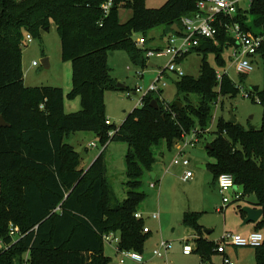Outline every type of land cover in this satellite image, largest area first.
Returning a JSON list of instances; mask_svg holds the SVG:
<instances>
[{
    "label": "trees",
    "instance_id": "1",
    "mask_svg": "<svg viewBox=\"0 0 264 264\" xmlns=\"http://www.w3.org/2000/svg\"><path fill=\"white\" fill-rule=\"evenodd\" d=\"M102 2L0 0V116L9 124L0 127V264H109L103 236L111 231L121 235V249L143 253L151 231L144 232V219L135 213L143 210L147 198L142 189L145 175L155 172L164 151L173 150L185 131L211 127L220 95L238 93L228 75L218 82L217 69L207 60V54L214 53L223 64L222 53L234 45V38L218 26V44L207 41L190 52L204 54L200 73L179 77L175 101L166 100V105L160 93H148L119 127L108 124L105 93L123 88L111 75V53L127 50L134 63L145 65L138 38L144 35L147 42V31L159 25L165 26V36L181 34V18L197 10L198 0H166L158 8L146 6L145 0H114L109 14ZM121 6L133 11L127 22L119 19ZM250 16L257 27H264V0L240 5L235 20L251 31ZM53 25L63 59L72 61L73 87L67 95L81 99L76 112H65L62 87L24 84L25 36H38ZM256 93L252 100L264 107V90ZM154 99L158 109L151 106ZM217 128L208 145L216 159V182L223 172L233 174L236 188H242L241 200L254 196L252 203L264 210V113L259 128H245L238 121H219ZM83 130L95 132L104 145L113 140L127 144L123 199L106 176L105 150L86 172L79 168L80 153L67 139ZM153 181L160 180L155 176ZM241 213L246 217L242 208ZM200 218V212L186 211L182 221L195 234L201 263L209 264L218 245L206 237ZM11 223L20 230L15 237ZM256 228L264 234V213ZM256 248L261 250L257 264H264V242Z\"/></svg>",
    "mask_w": 264,
    "mask_h": 264
},
{
    "label": "rangeland",
    "instance_id": "2",
    "mask_svg": "<svg viewBox=\"0 0 264 264\" xmlns=\"http://www.w3.org/2000/svg\"><path fill=\"white\" fill-rule=\"evenodd\" d=\"M165 1L145 0V4L150 8H158ZM241 6L247 7V1H243ZM132 14L133 11L128 6L119 8L118 16L122 22H127ZM247 24L255 34L264 32V27H257L254 24L252 16L247 20ZM143 36L141 35L139 38ZM32 37L33 40L28 42L25 36L22 49V67L26 86L62 87L65 91V112L80 110L81 99L78 96L72 98L67 95L73 87V65L72 61L64 60L62 57V43L57 27L53 25L49 30L45 29L40 35ZM146 37L147 42L145 44H138L140 52L146 58L145 65L141 66L134 63L127 50H117L108 58L112 77L116 80L117 85H123V88L120 89H108L104 97L107 123L115 127H119L127 115L138 106L139 100L143 96V91L139 87H142L143 90L148 89L150 83L166 68L172 58L171 55L154 54L147 56L149 49L165 47L167 36H165L164 25L148 30ZM231 53V47L224 50L222 53L223 64L219 63L214 53H208L207 60L218 71L227 70L228 75L239 89L237 95H220L214 108V119L211 127L204 130V134L201 135V139L195 147L186 148V155L191 158V164L187 168L173 164L176 154L174 148L170 151L165 150L164 156L154 166L160 180L158 183L156 182V188L150 186L154 180L151 173L145 175L142 189L147 193V198L141 209H145L142 210L144 212V226H148L151 232L142 253L144 262L127 261L125 264H201L199 254L195 249V239L192 237L194 232L191 228L183 225L182 219L186 211L201 213L200 223L204 225L205 230H212L207 235L216 241L217 245L226 231L241 234L239 233L243 220L240 218L241 208L255 201V198L250 195L243 200L235 199L234 190L242 191V188H232L226 194L229 197V205L219 211L223 205V200L213 170L216 159L209 153L208 145L215 138L214 132L218 129V122L229 121L232 112L245 128L261 127L264 107L259 102L252 100L253 97L257 98L256 90L252 88L256 86L259 87L258 90H264V55L262 53L252 55L249 60L254 69L250 73L243 74L238 72L233 65ZM203 56V52L189 53L179 65L186 75L197 77L200 73ZM44 58L49 59V67L43 65L42 59ZM33 61H36L38 65L34 66ZM150 63L155 66L150 65ZM163 75L167 85L163 88L162 95L167 101H175L177 99L176 81L179 77L171 72L163 73ZM128 93L132 95L129 96ZM246 94L250 97L245 96ZM194 98L193 96L192 99ZM67 141L80 153L81 164L79 168L83 169L84 172L105 150L106 176L116 195L123 199L127 181L125 165L127 144L113 140L104 145L98 135L89 130L76 131L71 134ZM92 142H95L97 146H90ZM186 170L193 172L194 177L192 179H183ZM154 212L159 213V218L155 219L149 216ZM248 226H251V223L242 228ZM162 240L171 244L167 260L153 254L154 249ZM116 244V242L104 240V251L109 258V264H121L116 251ZM186 245L191 247L193 251L191 255L184 254ZM259 250L255 246L226 244L223 252H214L211 255L209 264H224L225 256L234 261L235 264H257Z\"/></svg>",
    "mask_w": 264,
    "mask_h": 264
},
{
    "label": "built area",
    "instance_id": "3",
    "mask_svg": "<svg viewBox=\"0 0 264 264\" xmlns=\"http://www.w3.org/2000/svg\"><path fill=\"white\" fill-rule=\"evenodd\" d=\"M243 1H247V6H250L252 0H198L197 10L191 15H184L181 18L182 30L181 34L170 33L167 35L166 45L162 48L149 49L147 56L156 55H171L172 58L166 68L160 72L158 77L150 83L148 89L143 90V96L139 100L138 106L143 104L144 97L151 92L160 93L161 100L166 104V100L163 97L161 91L167 85L166 78L163 73L171 72L178 77L185 75L183 68L181 67L178 59L185 58L192 50L199 48L204 42L212 41L218 44V26L225 28V31L234 38V45L232 46L231 61L236 70L240 73H250L254 66L249 58L254 54H259V50L264 45V35L255 34L252 31H247L243 25L235 20V16L238 11V7ZM114 5V0H103L101 7L105 14H109ZM27 41L31 42L33 37L31 34L26 35ZM144 37L138 39V44H145ZM33 65L37 66L38 63L33 61ZM218 82H222L223 77L228 75L227 70L220 72L216 70ZM229 76V75H228ZM230 77V76H229ZM135 94H137L135 92ZM128 95H132L128 93ZM245 96H249L246 94ZM250 97V96H249ZM254 98V97H253ZM257 99V98H256ZM167 105V104H166ZM43 107V105H42ZM111 132L110 134H112ZM203 130L196 127L189 132H184L182 138L175 145V157L173 164L184 168H187L191 164V158L186 155L187 147H195L200 141ZM92 147H96L97 144L92 142ZM194 177L191 170H186L183 179L189 180ZM217 184L219 192L222 194L223 205L220 209L222 211L229 203V197L226 195L232 188H235L236 181L233 174L223 172L217 177ZM152 188L156 187L155 182H151ZM234 198L240 199L242 193L234 190ZM155 219L159 218V213H152L149 215ZM137 219H144V212L138 211L135 213ZM148 226L144 227V232H150ZM10 234L17 236L20 234L19 227L15 224H10ZM104 240L109 242H116V251L119 256L121 264H125L127 261L134 263L144 262V256L142 253L136 250L121 249L119 243L121 241V235L118 232L111 231L104 234ZM187 240V239H186ZM264 242V234L261 231H252L248 235L234 234L232 232H224L221 241L218 243L217 251L223 252V248L226 244H233L235 246H255L259 247ZM171 244L162 240L158 243L157 248L154 249L153 254L155 256L164 258L167 260L168 251ZM192 249L189 246H185L184 254H191ZM224 264H235L227 256L224 257Z\"/></svg>",
    "mask_w": 264,
    "mask_h": 264
},
{
    "label": "water",
    "instance_id": "4",
    "mask_svg": "<svg viewBox=\"0 0 264 264\" xmlns=\"http://www.w3.org/2000/svg\"><path fill=\"white\" fill-rule=\"evenodd\" d=\"M172 28L174 30H176L177 32L180 31V28H179V26L177 24H174ZM46 30H49V28H46ZM113 54L114 53L112 52L111 55H113ZM42 63H43V65L45 67H49V59L48 58L42 59ZM118 86L119 87H123L122 84H118ZM252 89L257 91L259 89V87L253 86ZM179 105L181 106L180 102H179ZM151 106L158 109L159 108V102L156 99H154L151 102ZM237 121L238 120H237L236 116L232 112L229 122L230 123H237ZM8 125L9 124L5 121V119L2 116H0V127H5V126H8ZM153 177H155V174H153ZM242 210L246 213V217L244 218L243 223H242L243 226L247 225L249 223H257L261 219V217H262V215L264 213V210L262 208H258L253 203L247 204L246 206H244L242 208ZM205 232L207 234H210L211 230H205Z\"/></svg>",
    "mask_w": 264,
    "mask_h": 264
},
{
    "label": "crops",
    "instance_id": "5",
    "mask_svg": "<svg viewBox=\"0 0 264 264\" xmlns=\"http://www.w3.org/2000/svg\"><path fill=\"white\" fill-rule=\"evenodd\" d=\"M164 47V46H163ZM158 48H162V47H158ZM157 49V48H156ZM150 65H152V66H155L154 64H152V63H150ZM24 79H25V76H24ZM24 84H25V80H24ZM26 85V84H25ZM153 174H155V176H157V174L154 172V173H152V175ZM143 210H145V209H143ZM240 218L241 219H243L244 220V216L242 215V213H241V215H240ZM243 220H242V223H243ZM237 227V226H236ZM243 227V225H241L240 226V228H241V230L239 231V233H241L242 235H248L250 232H252L253 230H255V223H251V226H248V227H245V228H242ZM205 228V227H204ZM151 230V229H150ZM211 232H212V230H211ZM205 234H206V237L209 239V240H212L211 239V237H209L208 235H207V233L205 232ZM192 237L195 239V234L193 233L192 234ZM196 243V242H195ZM193 252V251H192ZM192 254V253H191ZM191 254H185V255H191ZM155 257V256H154ZM199 258H200V256H199ZM162 259H164V258H162ZM165 260V259H164ZM166 262V261H165ZM200 263H201V259H200ZM202 264V263H201Z\"/></svg>",
    "mask_w": 264,
    "mask_h": 264
},
{
    "label": "bare ground",
    "instance_id": "6",
    "mask_svg": "<svg viewBox=\"0 0 264 264\" xmlns=\"http://www.w3.org/2000/svg\"><path fill=\"white\" fill-rule=\"evenodd\" d=\"M203 134H204V133H203ZM155 183H156V182H155ZM217 185H218V184H217ZM156 187H157V183H156ZM156 187H155V188H156ZM235 187H236V186H235ZM235 191H236V190H235ZM240 192H241V191H240ZM241 193H242V192H241ZM241 197H242V196H241ZM240 199H241V198H240ZM228 204H229V203H228ZM228 204H227V205H228ZM225 208H226V207H225ZM225 208H224V209H225ZM219 211H220V210H219ZM250 233H251V232H250Z\"/></svg>",
    "mask_w": 264,
    "mask_h": 264
}]
</instances>
